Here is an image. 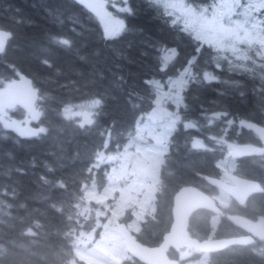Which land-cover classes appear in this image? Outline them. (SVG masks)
Listing matches in <instances>:
<instances>
[{
    "label": "trees",
    "instance_id": "obj_1",
    "mask_svg": "<svg viewBox=\"0 0 264 264\" xmlns=\"http://www.w3.org/2000/svg\"><path fill=\"white\" fill-rule=\"evenodd\" d=\"M209 1L187 0L195 6ZM105 7L121 19L108 39L104 23L75 0H0V28L12 34L0 53V87L30 77L42 110L37 136L24 137L0 123V264H86L75 256L72 233L92 227V218L84 219L78 208L86 186L95 181L100 189L107 181V163L95 166L98 153L127 143L138 120L155 107L150 81L178 75L198 43L193 75L202 77L207 71L218 79H190L186 85L160 167L155 209L140 222L136 237L148 245L162 241L180 187L194 184L209 194L220 192L204 178L221 172L218 161L226 150L217 140L260 144L239 120L264 125V58L232 63L218 56L173 24L152 0H112ZM64 39L70 43H61ZM160 44L179 53L166 72L153 58V48ZM89 100L98 101L93 119L81 123L70 110ZM214 112L226 115L210 116ZM11 114L22 117L25 111L16 107ZM196 140L205 146L195 145ZM233 171L259 181L263 190L244 204L230 199L215 226V213L197 209L189 220L191 235L203 239L250 233L231 216L255 220L264 215V154L236 158ZM130 217L127 213L121 220ZM168 253L182 264L201 254L206 264H264V240L213 253L194 250L186 258L173 249ZM122 264L145 263L129 257Z\"/></svg>",
    "mask_w": 264,
    "mask_h": 264
},
{
    "label": "rangeland",
    "instance_id": "obj_2",
    "mask_svg": "<svg viewBox=\"0 0 264 264\" xmlns=\"http://www.w3.org/2000/svg\"><path fill=\"white\" fill-rule=\"evenodd\" d=\"M112 0H100L104 5ZM159 4L170 15L171 20L180 24L193 37L194 27L206 24L208 37L212 41L211 48L218 56L226 57L232 63L253 57L264 58V0H210L206 4L192 5L187 0H152ZM207 8L208 12L202 14ZM112 16L121 27L120 17ZM116 30V31H117ZM200 43L204 44L203 41ZM187 67V65L185 66ZM183 69L178 75L160 81L151 80L155 91V107L141 117L136 124V131L127 143L113 152L100 151L95 166L106 162L109 167L107 181L103 188H97L92 181L85 188L80 205V215L92 218V227L88 230L78 229L72 233L75 256L86 264H122L131 257L126 251L123 239L117 229L121 218L127 213L131 215L128 227L137 231L140 222L147 213L155 209L154 198L159 185L160 167L165 153L169 149L171 133L177 127V111L183 105V91L193 77L182 79ZM3 87H0V91ZM97 100H89L70 110V114L81 123L93 119ZM29 119L25 112L16 117L11 112L0 113V123L7 128L19 131ZM192 125L186 122L185 126ZM41 129V127L39 126ZM195 145L205 146L200 140ZM226 150L218 165L222 172L233 171L235 158L227 155L234 142L217 140ZM226 179L225 176H223ZM218 203L225 207L230 196L219 192ZM220 213L212 216L215 226ZM231 218L248 229L253 220L240 215ZM193 249H185L179 257H188ZM204 254L198 260H190L186 264H206ZM70 264H77L72 260Z\"/></svg>",
    "mask_w": 264,
    "mask_h": 264
},
{
    "label": "water",
    "instance_id": "obj_3",
    "mask_svg": "<svg viewBox=\"0 0 264 264\" xmlns=\"http://www.w3.org/2000/svg\"><path fill=\"white\" fill-rule=\"evenodd\" d=\"M88 11L97 16L105 25V37L110 38L118 27L117 20L99 0H75ZM11 32L0 28V53L4 51ZM39 90L34 86L30 77L24 75L10 82L0 91V113L6 110L21 107L29 114L26 124L20 128L24 137L37 136L40 133L38 123L42 110L37 105ZM226 115V112H214L212 117ZM241 126L252 130L259 138L260 144L252 142H237L227 154L231 157H242L264 154V125L239 120ZM229 181L220 177L204 175V178L222 191L231 196L239 204H244L254 193L263 190L259 181L240 176L232 171H226ZM206 209L211 212L220 210L215 197L194 184L180 187L173 197L172 223L169 230L163 235L158 245H148L141 242L133 234L127 223L122 221L117 229L123 238L127 252L145 264H181L169 256V250L179 252L183 248H197L201 252L212 253L222 250L232 244H250L255 238L264 240V215L259 216L250 224L249 234H240L226 237H210L199 239L189 232V220L197 209Z\"/></svg>",
    "mask_w": 264,
    "mask_h": 264
},
{
    "label": "snow or ice",
    "instance_id": "obj_4",
    "mask_svg": "<svg viewBox=\"0 0 264 264\" xmlns=\"http://www.w3.org/2000/svg\"><path fill=\"white\" fill-rule=\"evenodd\" d=\"M126 11H128L126 9ZM208 9L205 8L202 10V14L207 13ZM176 22L173 21V24ZM193 31L195 32L194 39L195 41H203L205 44L210 45L212 41L208 37V30L206 24H200L198 27H194ZM61 43L67 45L70 43V41L64 39L60 41ZM200 52V44H196V46L193 49V54L186 59L183 64L181 65L183 72H182V79L184 76H189L191 69L196 66L197 60H196V53ZM179 56V53L177 51L176 47H168L166 45L160 44L157 45L153 48V58L156 61L158 67H162L163 70L166 72V69L168 67V64L176 59ZM184 65H187V67H184ZM220 65L217 64V68H219ZM192 79H201V80H206V81H213L217 80L218 77L214 76L212 72H203L202 77H191Z\"/></svg>",
    "mask_w": 264,
    "mask_h": 264
},
{
    "label": "flooded vegetation",
    "instance_id": "obj_5",
    "mask_svg": "<svg viewBox=\"0 0 264 264\" xmlns=\"http://www.w3.org/2000/svg\"><path fill=\"white\" fill-rule=\"evenodd\" d=\"M7 112H10V111H7ZM223 176L226 177V172H222V170H221L220 174H219L218 176H215V177H220V178L224 179ZM224 180H228V178L226 177V179H224ZM181 251H183V250H181ZM181 251H180V252H181ZM180 252H179V253H180Z\"/></svg>",
    "mask_w": 264,
    "mask_h": 264
}]
</instances>
